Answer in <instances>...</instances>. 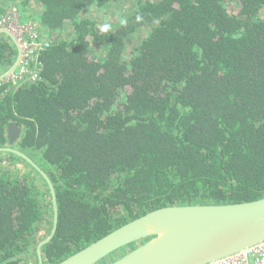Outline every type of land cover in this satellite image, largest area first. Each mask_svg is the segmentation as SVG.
<instances>
[{
  "label": "trees",
  "instance_id": "trees-1",
  "mask_svg": "<svg viewBox=\"0 0 264 264\" xmlns=\"http://www.w3.org/2000/svg\"><path fill=\"white\" fill-rule=\"evenodd\" d=\"M112 1L0 0V14L38 3L49 32L30 65L40 79L0 86V148L26 153L56 189L44 264L159 208L264 198V0H135L107 33L81 16ZM17 56L0 35V75ZM53 225L45 179L0 152V264H38Z\"/></svg>",
  "mask_w": 264,
  "mask_h": 264
},
{
  "label": "water",
  "instance_id": "water-1",
  "mask_svg": "<svg viewBox=\"0 0 264 264\" xmlns=\"http://www.w3.org/2000/svg\"><path fill=\"white\" fill-rule=\"evenodd\" d=\"M9 36L18 48L14 64L0 75L7 80L20 61L15 37ZM17 125L9 128L10 144L19 137ZM0 152L13 153L37 170L49 185L54 207L51 235L37 248L38 264H44L42 248L51 242L59 220L55 186L49 175L26 153L6 147ZM264 243V198L244 203H210L173 205L153 210L119 227L88 247L58 264H99L129 246L134 249L119 253L108 264H211ZM105 259V260H104Z\"/></svg>",
  "mask_w": 264,
  "mask_h": 264
},
{
  "label": "built area",
  "instance_id": "built-area-1",
  "mask_svg": "<svg viewBox=\"0 0 264 264\" xmlns=\"http://www.w3.org/2000/svg\"><path fill=\"white\" fill-rule=\"evenodd\" d=\"M26 15L27 13L24 14L17 5L8 7L6 12L0 14V31L11 33L20 50L18 67L7 80L0 82V86L8 82L29 84L40 79L39 73L35 68L31 70L30 65L42 51L50 47V42L47 40L48 31L37 20L25 19ZM211 264H264V243Z\"/></svg>",
  "mask_w": 264,
  "mask_h": 264
},
{
  "label": "rangeland",
  "instance_id": "rangeland-1",
  "mask_svg": "<svg viewBox=\"0 0 264 264\" xmlns=\"http://www.w3.org/2000/svg\"><path fill=\"white\" fill-rule=\"evenodd\" d=\"M135 10H136L135 0H116V2L112 1L111 3L103 7H99L98 3L90 4L89 7L85 9L84 14H82L81 16L83 18L89 17L95 20L99 24V26L103 25L104 23H109L111 26L110 29H116L118 28L119 25H121L120 21L122 19L124 20L125 18H128L131 14L134 13ZM231 10L234 12V11H238L239 8L237 5H231ZM65 29L66 30H64L63 35L59 37L61 38L60 40L65 39V38L67 39L71 38L70 33H72L73 31L71 26L67 25ZM98 29L100 30V27ZM150 31H151L150 27L142 28L138 30L130 38V43L125 53L126 58H129L131 56V52L133 48L137 45H140L142 41L148 36ZM47 36L49 37V32L47 33ZM18 167L20 170H26V167L23 165H18ZM135 247L136 245H133V246L131 245L127 247L126 249H123V251L119 253L122 255L124 252L130 251L131 249H134ZM119 253H114L110 255L109 258H107L106 260L104 259L105 261L99 264L111 263L113 260L116 259V256L118 258Z\"/></svg>",
  "mask_w": 264,
  "mask_h": 264
},
{
  "label": "crops",
  "instance_id": "crops-1",
  "mask_svg": "<svg viewBox=\"0 0 264 264\" xmlns=\"http://www.w3.org/2000/svg\"><path fill=\"white\" fill-rule=\"evenodd\" d=\"M30 4L32 5H29L25 9V12L27 13V15L25 16V19L27 20L33 19L35 16H37L39 13L42 12V8L40 7L38 3H30Z\"/></svg>",
  "mask_w": 264,
  "mask_h": 264
},
{
  "label": "clouds",
  "instance_id": "clouds-1",
  "mask_svg": "<svg viewBox=\"0 0 264 264\" xmlns=\"http://www.w3.org/2000/svg\"><path fill=\"white\" fill-rule=\"evenodd\" d=\"M138 19H139V17H138ZM120 23L123 25V24H126L127 23V21L126 20H121L120 21ZM100 27V31L101 32H105V33H107L109 30H110V24L109 23H104L103 25H101V26H99Z\"/></svg>",
  "mask_w": 264,
  "mask_h": 264
},
{
  "label": "flooded vegetation",
  "instance_id": "flooded-vegetation-1",
  "mask_svg": "<svg viewBox=\"0 0 264 264\" xmlns=\"http://www.w3.org/2000/svg\"><path fill=\"white\" fill-rule=\"evenodd\" d=\"M30 5H32V4H30ZM12 6V5H11ZM18 6V5H17Z\"/></svg>",
  "mask_w": 264,
  "mask_h": 264
}]
</instances>
